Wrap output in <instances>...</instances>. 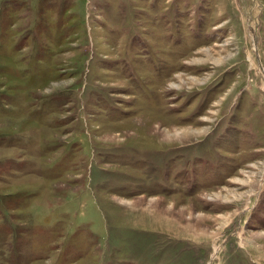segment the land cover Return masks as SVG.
Segmentation results:
<instances>
[{
    "label": "rangeland",
    "instance_id": "obj_1",
    "mask_svg": "<svg viewBox=\"0 0 264 264\" xmlns=\"http://www.w3.org/2000/svg\"><path fill=\"white\" fill-rule=\"evenodd\" d=\"M0 264H264V0H0Z\"/></svg>",
    "mask_w": 264,
    "mask_h": 264
}]
</instances>
